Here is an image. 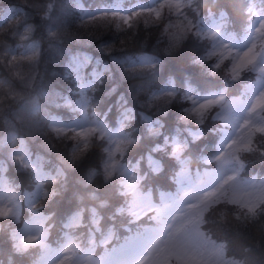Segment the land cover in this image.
<instances>
[{"label": "snow or ice", "instance_id": "1", "mask_svg": "<svg viewBox=\"0 0 264 264\" xmlns=\"http://www.w3.org/2000/svg\"><path fill=\"white\" fill-rule=\"evenodd\" d=\"M75 3L86 31L80 35L49 26L50 39L99 40L95 30L111 27L133 36L141 25L157 30L152 47L159 54L147 50L145 39L139 55L112 57L124 66L129 93L148 111L137 112L121 97L113 125L94 96L109 66L88 72L93 58L79 51L64 71L75 81L79 99L43 87L41 42L32 39L37 25L24 7L50 19L55 0H21L23 7L0 10V124L6 133L0 152L7 151L25 177L20 183L10 180L11 165L0 159V233L11 241L8 264H264V178L246 176L248 163L264 165V0H148L130 8L117 0L114 8L93 11L81 0ZM190 40L203 45L190 63L209 77L222 75L223 87L201 95L187 81L181 91L171 75L157 83L163 58L173 57ZM127 42L120 39L119 45ZM100 50L112 54L125 47L102 42ZM249 78L252 83H245L239 95L229 96L227 82ZM249 93L251 99L245 100ZM177 101L183 105L178 119L197 127L187 130L191 140H182L179 128L175 136L163 133V118ZM241 107L243 116L237 112ZM61 108L75 118L65 120L57 111ZM139 119L144 133L155 139L146 152L130 158L145 138L136 134ZM209 120L222 125L215 128L219 135L211 152L198 144ZM37 144L57 153L54 171L45 170ZM97 150V162L82 168ZM165 160L174 166L166 177ZM81 169L83 192L74 193L76 203L59 215L51 203L61 187L67 190L68 176ZM162 177L167 183H159Z\"/></svg>", "mask_w": 264, "mask_h": 264}, {"label": "trees", "instance_id": "2", "mask_svg": "<svg viewBox=\"0 0 264 264\" xmlns=\"http://www.w3.org/2000/svg\"><path fill=\"white\" fill-rule=\"evenodd\" d=\"M17 3L20 4L21 0H0V4L3 3ZM27 14L30 21L35 23L37 25L35 33L39 32V37L43 41L44 47L48 46L52 42L59 41V39H50L48 36L45 35L44 27L46 23H57L58 27H61L62 29L67 27L68 31L71 33H79L80 35H83L84 29L80 28L79 21L76 20L71 11L68 9L66 0H55V7L53 10V13L51 14L50 19H43L33 8L27 7ZM96 35L100 37L99 40H93L95 42H116L117 47H120L119 40L120 39H127L128 42L125 46H133V45H139L144 44L145 39L148 41V45H153L155 42V37L157 36V30L155 28H150L148 30H145L143 25H141L140 29L138 30L137 35L133 36L131 32L124 34V33H117L114 27L111 28H100L98 30H95ZM64 37V36H62ZM131 37V39H129ZM84 38H87L85 36ZM191 40L187 43L185 48L176 54H174L173 57H164V65L163 68H175L178 66H181L185 62L190 60V48ZM156 49V48H155ZM158 50V49H156ZM118 72H120V75H122V78H124V81H127L124 75L123 69L118 68ZM39 73L41 77L43 78L42 86L47 87L50 83L57 80V76L62 75L64 73V67L62 66V61L56 59L55 55L53 53H47L40 59L39 63ZM43 75V76H42ZM130 81L127 84L126 89H128ZM103 84V83H102ZM126 84V83H124ZM131 95V94H130ZM132 96V95H131ZM179 101H177L176 104L173 105L171 108L168 116H174L176 112L178 111L177 105ZM140 134H144L145 138L141 142V144L134 148L133 150L135 152H138L142 150L144 147L148 145V141L152 137L147 136L144 131H141ZM59 151H63L62 146H58ZM99 151H93L89 157L84 161L82 168L88 166L89 164H95L98 160ZM83 169L77 172H73L68 176V182H67V190L64 191L63 187L60 188V196L55 198L51 205L57 207L60 211V214H64L66 211L70 210L71 206L76 203V198L74 196V193L77 192H83L82 186L78 183V178L82 175ZM63 184V181L61 182ZM108 191H111V189H108ZM6 231L10 230L9 227L5 226ZM219 233L223 234L219 228H216ZM11 241L8 239L7 233L2 232L0 233V250H3V252H0V259H6L8 257V251L10 247ZM239 252V247L236 248ZM257 256L259 257V253H257ZM261 259H264V257H260ZM15 259V257H14Z\"/></svg>", "mask_w": 264, "mask_h": 264}, {"label": "rangeland", "instance_id": "3", "mask_svg": "<svg viewBox=\"0 0 264 264\" xmlns=\"http://www.w3.org/2000/svg\"><path fill=\"white\" fill-rule=\"evenodd\" d=\"M237 46H239V45H237ZM23 228V227H22Z\"/></svg>", "mask_w": 264, "mask_h": 264}]
</instances>
